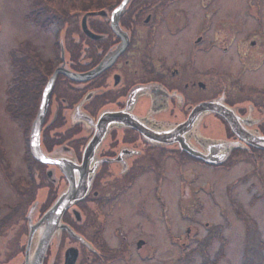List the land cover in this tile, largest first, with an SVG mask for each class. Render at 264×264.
<instances>
[{
  "label": "flooded vegetation",
  "instance_id": "1",
  "mask_svg": "<svg viewBox=\"0 0 264 264\" xmlns=\"http://www.w3.org/2000/svg\"><path fill=\"white\" fill-rule=\"evenodd\" d=\"M122 1L91 0V7L70 10V20L59 24L58 54L41 57L37 65V72L46 76L39 94L34 71L29 77L19 73L9 82L6 116L30 127L24 130L22 159L33 180L22 176L10 180L9 186L21 197L14 193V202L4 211L3 202L8 201L0 202V264H26L27 252L36 250L37 238L30 248L26 246L33 203L38 200L30 215L35 222L68 188L71 177L77 184L90 182V190L68 207L62 220L91 246L61 229L49 243L43 264H65L69 247L79 249L75 264H95L100 258L95 253L104 250L95 234L96 223L105 218V207L111 214L120 201H129L141 176L155 180L161 198L165 179L178 171L180 163L221 167L195 157L182 143L205 151L207 138L241 139L227 113H236L244 118L243 126L264 135V80H245L250 72L264 68L261 26L248 30L253 34L245 39L244 13L218 16L216 0H130L120 12ZM84 17L90 33L84 29ZM66 23L71 30L61 40ZM60 66L67 72L55 79L41 129L42 148L53 161L43 162L32 153L30 131L44 88ZM13 111L22 113L17 116ZM115 113L125 118H111ZM131 120L137 126L128 124ZM3 148L0 136V155ZM263 152L244 141L224 163L250 158L256 162ZM20 179L28 183L23 190L17 187ZM27 188L35 198L23 207ZM170 233L172 243L178 244L173 230ZM142 240L138 247L146 243Z\"/></svg>",
  "mask_w": 264,
  "mask_h": 264
},
{
  "label": "rangeland",
  "instance_id": "2",
  "mask_svg": "<svg viewBox=\"0 0 264 264\" xmlns=\"http://www.w3.org/2000/svg\"><path fill=\"white\" fill-rule=\"evenodd\" d=\"M35 1L0 0V136L4 139L3 154L0 155V202L8 201L3 202L2 211L7 209L8 203L14 202V193L20 196V191L9 186L10 180L19 176L31 180V183L33 180L30 168L22 159L24 130L29 131L30 127L15 124L5 111L9 82L23 68L22 64L17 66L11 61H14L11 50L19 48L17 56H24L29 50L21 49V46L28 44L27 49L38 53L26 57L32 71L39 70L37 65L42 58L58 54L56 42L60 23L43 27L34 16L27 17L34 8L38 9L34 6ZM69 3L72 5L73 2ZM87 5L93 6L92 2ZM215 6L220 9L218 16L244 13L245 39L252 36L253 32L248 30L257 24L264 29V0H216ZM80 7L83 8L78 4L68 5L67 13L71 14ZM246 8L259 15L247 14ZM67 29L71 30L68 23L60 34L61 40ZM38 56L40 59L33 61V57ZM227 59H231L230 53ZM233 66L236 67L237 62L233 61ZM245 78L263 81L264 68L250 72ZM43 79H46L45 75ZM36 89L35 85V94ZM256 162L252 158L233 159L221 167L180 163L178 171H171L165 179L161 198L156 194L155 180L149 175L141 176L129 195V201H120L111 214L109 207H105V218L96 223L98 230L95 234L98 233L99 241L104 239L109 248L95 253L100 257L95 264H246L247 244L255 260L253 264H264V152ZM18 183L17 187L22 190L28 187L23 179ZM28 190L25 192L28 196L23 197V207H29L34 197ZM249 221L256 227L249 226ZM170 230L175 233L178 244L172 243ZM61 232L59 230L57 234ZM142 239L146 243L138 247V240L141 242ZM28 241L29 236L26 246ZM107 254L115 257L102 261Z\"/></svg>",
  "mask_w": 264,
  "mask_h": 264
},
{
  "label": "water",
  "instance_id": "3",
  "mask_svg": "<svg viewBox=\"0 0 264 264\" xmlns=\"http://www.w3.org/2000/svg\"><path fill=\"white\" fill-rule=\"evenodd\" d=\"M129 1L130 0H123L118 6L117 11L122 12L126 8ZM83 26L84 29L90 33V31L87 29L86 17H84L83 19ZM63 71L67 72L62 66L58 67L46 84L43 91V99L41 101L39 112L31 128L30 139L32 153L37 159L43 162L53 161V158L49 157V155L45 153L44 149L42 148L41 129L46 112V105L51 95L55 79L57 75ZM231 114L232 115H229V113H227L231 128L242 140L207 138L204 141V144H206L205 151L198 150L194 145L189 146L188 144L185 145L184 143H182L183 148H185L195 157L201 158L209 163L217 165L224 163L229 158L231 152L235 148L241 147L244 141L248 144L264 149V135L253 133V130H249L247 129V127L242 125L241 119L244 118L238 117L236 113ZM111 118L124 119L125 116L120 113H115L113 114V116H111ZM128 124L137 126V124L133 120L129 121ZM174 131L176 130L174 129ZM170 133L173 134L172 132ZM93 173L90 174V178H92ZM71 174L72 173H69L70 176ZM89 190L90 182L88 183V185L77 184L74 178L71 177V183L68 188L57 197L51 207L36 222H33L32 216L30 215L32 214L34 208H36L38 200L33 203L29 213L30 236L27 247L30 248V246L33 245V240L37 238L35 244L36 250L34 253H31L30 251L27 252L26 264H43L44 256L49 243L53 239L56 232L58 233V231L63 228L66 229L74 237L80 239L84 243L91 245V243H89V241L83 235L75 232L70 225L65 224L62 220L63 213L68 209V207H70L76 201L83 199L88 194ZM188 231H190V229ZM141 243L142 242H139V245H141ZM78 256L79 249L77 247H69V249L67 250V260L65 264H75Z\"/></svg>",
  "mask_w": 264,
  "mask_h": 264
},
{
  "label": "trees",
  "instance_id": "4",
  "mask_svg": "<svg viewBox=\"0 0 264 264\" xmlns=\"http://www.w3.org/2000/svg\"><path fill=\"white\" fill-rule=\"evenodd\" d=\"M70 1H72V5H82L83 7L84 6H87V3H90L91 0H36L34 2V6H38V9L37 8H34L31 13L29 15H27V17H30V16H34L35 19L40 22L39 24H41L43 27H49L50 25H53L55 23H64L67 21V19L69 18L70 14H68V9H67V6H71V3H69ZM91 7V6H90ZM67 9V11L65 10ZM28 47V44L27 46H21V49L24 48V50L28 51L24 56H27V55H38V53L27 49ZM20 49V50H21ZM19 51V48H12L11 50V55L14 59V64L15 65H21L23 68L20 70V77L22 76H25V77H29L30 73L29 71H32L31 68H29L30 66V62H28L27 58L26 59H19V57L16 58L17 56V53ZM38 69H35L34 71H36L35 73V83L37 82V85L36 87H38V89H41L42 88V85L44 81L43 79V75L38 73L37 72ZM24 103H22L20 106L21 110H23L24 106H23ZM13 112H17V111H13ZM22 113L21 112H17L15 113V115H20ZM241 213V212H240ZM250 222V221H249ZM248 222V223H249ZM251 223V222H250ZM249 226H253L254 228L256 227L255 224L251 223ZM99 237V235H98ZM104 250L107 251L109 246L107 245V242L102 239V241H100ZM249 243V242H248ZM250 245L247 244V247H246V253H245V257H246V264H253L254 263V259L252 258L251 254H250ZM106 248V249H105ZM221 254V252H220ZM108 255L110 254H107L104 258H102V261H109V258H113L115 256H112V257H109ZM118 255V254H117ZM219 257H222V256H219ZM208 259V262H210L209 258ZM207 263V262H206ZM204 263V264H206Z\"/></svg>",
  "mask_w": 264,
  "mask_h": 264
}]
</instances>
